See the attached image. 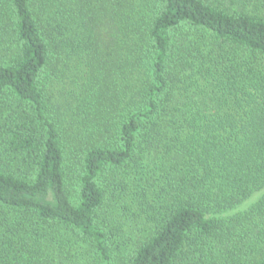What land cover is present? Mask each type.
I'll list each match as a JSON object with an SVG mask.
<instances>
[{"label":"trees","instance_id":"16d2710c","mask_svg":"<svg viewBox=\"0 0 264 264\" xmlns=\"http://www.w3.org/2000/svg\"><path fill=\"white\" fill-rule=\"evenodd\" d=\"M76 59L81 106L108 63L132 82L72 143ZM55 224L95 264H264V0H0V264Z\"/></svg>","mask_w":264,"mask_h":264},{"label":"rangeland","instance_id":"374dc122","mask_svg":"<svg viewBox=\"0 0 264 264\" xmlns=\"http://www.w3.org/2000/svg\"><path fill=\"white\" fill-rule=\"evenodd\" d=\"M99 34L103 36H101V41L104 39L103 41L106 44L110 42L109 28L102 27ZM130 43L135 48L139 45L135 40L130 41ZM117 60L118 58L115 57L113 52L109 51L107 61L113 62ZM76 62L69 75H64L60 71L63 67L61 66L62 62L59 63L48 79L54 106L56 103L57 105L64 103L60 106L64 107L63 109L60 108L64 113L63 130L66 133V138L72 143H77L82 138L85 142L90 139L91 131H88V124L91 127L97 115H108L110 108L119 100V93H115V90H117L116 92H122V87L127 82H132V75L125 74L123 70L115 71L111 74L109 72L111 63H108V66L100 74L96 75L100 84L98 94L95 95L92 102L86 101V104L81 106L85 102L87 86L94 79V74H91V70L89 72L87 67L84 64H80L77 59ZM108 73L109 76L107 78ZM122 74H124V77ZM103 81H106V83L104 84ZM111 87L112 89L110 90ZM66 113H68L67 119ZM70 173L75 176V172L72 173V170H70ZM246 205L243 206L245 207ZM243 206L236 210L243 208ZM49 227L50 238L49 236L42 238L39 252H36L34 256L36 260L33 264H95L92 258V251L87 243L77 239L68 229L58 224Z\"/></svg>","mask_w":264,"mask_h":264}]
</instances>
